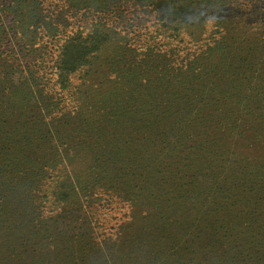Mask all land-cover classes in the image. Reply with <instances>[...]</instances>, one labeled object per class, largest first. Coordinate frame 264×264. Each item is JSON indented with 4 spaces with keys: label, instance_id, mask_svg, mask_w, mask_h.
Returning <instances> with one entry per match:
<instances>
[{
    "label": "trees",
    "instance_id": "obj_1",
    "mask_svg": "<svg viewBox=\"0 0 264 264\" xmlns=\"http://www.w3.org/2000/svg\"><path fill=\"white\" fill-rule=\"evenodd\" d=\"M5 168L13 225L27 191L60 216L134 182L142 226L99 264H264V0H0Z\"/></svg>",
    "mask_w": 264,
    "mask_h": 264
},
{
    "label": "rangeland",
    "instance_id": "obj_2",
    "mask_svg": "<svg viewBox=\"0 0 264 264\" xmlns=\"http://www.w3.org/2000/svg\"><path fill=\"white\" fill-rule=\"evenodd\" d=\"M133 14L132 9L125 12L127 17ZM79 16L78 14L70 17L71 23L68 25L67 31L82 24V21H79ZM133 21L131 26L133 34L144 33L148 29H152V19L148 18L147 20L143 17L141 20ZM47 47L49 54H55V45L49 43ZM173 162L175 163L177 160ZM5 169L0 171V174L5 173L9 168ZM183 174L184 171L179 173V175ZM2 182L3 178L0 176V184ZM124 182L125 192H130L126 200H120L115 195L109 196L102 191L87 201L82 199L77 207L60 214V216L55 214L54 209L47 208L45 212L36 211L35 213L33 211L35 207L31 205L33 196L30 191H27L28 197L23 198L29 199L28 204L31 208L25 218H20L17 221V225H13L9 221V211L0 212V255L5 256L0 264H99L102 259L103 262L107 258L108 262H111L113 256L122 254L124 241L130 239L133 231L142 226L140 218L144 217L148 211L149 199L143 197L139 190L133 188L134 182L131 181V184L127 181ZM7 183H12V185L16 183L19 188L17 186L14 189H18V195L21 196L20 187L22 186L17 177L14 176L13 181L8 178ZM61 183L62 181H57L51 185L49 195L51 200L54 199L55 191H58ZM180 183L181 178L178 179V186ZM10 186H5L8 190L3 189L5 194L14 190L10 189ZM166 186L177 188L171 183H167ZM108 190L105 189L107 192ZM20 220H24V222L19 224ZM41 220H43L41 222L43 230H39L42 227H36L37 222ZM114 252L116 253L114 254Z\"/></svg>",
    "mask_w": 264,
    "mask_h": 264
}]
</instances>
